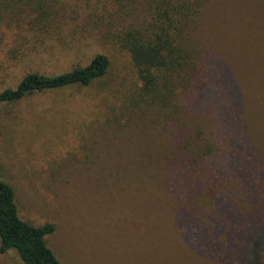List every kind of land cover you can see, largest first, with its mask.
I'll return each mask as SVG.
<instances>
[{
  "label": "rangeland",
  "instance_id": "rangeland-1",
  "mask_svg": "<svg viewBox=\"0 0 264 264\" xmlns=\"http://www.w3.org/2000/svg\"><path fill=\"white\" fill-rule=\"evenodd\" d=\"M174 2L0 10V91L109 60L88 87L0 105V177L20 219L54 225L45 241L60 264H264V0H191L184 13L169 11ZM162 25L189 68L152 99L126 40ZM192 204L217 248L205 227L178 231ZM0 264L22 263L9 252Z\"/></svg>",
  "mask_w": 264,
  "mask_h": 264
},
{
  "label": "trees",
  "instance_id": "trees-1",
  "mask_svg": "<svg viewBox=\"0 0 264 264\" xmlns=\"http://www.w3.org/2000/svg\"><path fill=\"white\" fill-rule=\"evenodd\" d=\"M21 1L29 4L32 2V0ZM190 1L177 0L178 4L174 2L167 3V5L171 7L170 12L184 13L188 10ZM16 2L19 0H0V10L1 8H12L11 4ZM167 21L169 30H177L174 21L172 22L169 18ZM159 28L161 34L151 38L143 39L139 35L135 37L133 34H129L126 40V48L132 64L139 74V81L142 85L141 92L147 96L151 94L152 99L161 88L167 87L166 78L173 74L178 75L184 65L189 68L187 56L182 60L181 49L172 43L170 35L163 25ZM108 68V58L103 54H97L87 65L74 67L64 73L55 75L28 73L14 88L0 91V105L16 103L37 93L57 91L73 86L88 87L94 81L104 78ZM197 80L199 81L196 75L191 80V86L189 85L190 90L196 87ZM156 97H162V95L158 94ZM186 208L187 211L182 209L176 214L174 219L176 227L184 236L197 235L200 228H204L205 225L200 223L197 206L192 204ZM54 230L53 224L34 227L20 219L14 191L0 177V254L14 252L22 264H60L45 241V238L51 235ZM207 232L212 236L214 242L218 241L217 237L209 232V228H207ZM215 248H217V242ZM239 252L236 251V253ZM238 255L240 254H236L237 257Z\"/></svg>",
  "mask_w": 264,
  "mask_h": 264
}]
</instances>
